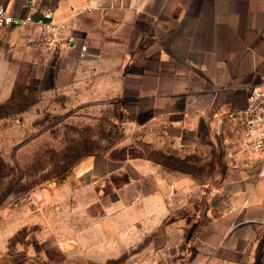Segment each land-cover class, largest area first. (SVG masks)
Returning a JSON list of instances; mask_svg holds the SVG:
<instances>
[{"label": "crops", "instance_id": "1", "mask_svg": "<svg viewBox=\"0 0 264 264\" xmlns=\"http://www.w3.org/2000/svg\"><path fill=\"white\" fill-rule=\"evenodd\" d=\"M0 6L15 15L51 10L67 24L66 42L52 46L37 26H7L0 54L50 52L57 86L95 79L105 102L144 132V155L105 156L106 165H122L100 171V181L127 167L132 180L152 179V201L160 203L175 187H194L197 176L162 165L156 152L200 154L232 128L237 139L225 143L239 167L222 176L219 190L208 186L213 201L199 243L210 257L264 264V154L249 152L230 118L264 78V0H0ZM83 46L96 56L84 55Z\"/></svg>", "mask_w": 264, "mask_h": 264}, {"label": "rangeland", "instance_id": "2", "mask_svg": "<svg viewBox=\"0 0 264 264\" xmlns=\"http://www.w3.org/2000/svg\"><path fill=\"white\" fill-rule=\"evenodd\" d=\"M52 57L0 54V264H261L210 257L199 243L208 186L219 190L239 167L225 143L237 139L232 128L184 160L158 153L197 178L153 202L152 179L132 180L127 167L100 181V171L122 165L105 156L123 157L131 144V152L148 150L144 132L105 102L95 79L57 86Z\"/></svg>", "mask_w": 264, "mask_h": 264}, {"label": "built area", "instance_id": "3", "mask_svg": "<svg viewBox=\"0 0 264 264\" xmlns=\"http://www.w3.org/2000/svg\"><path fill=\"white\" fill-rule=\"evenodd\" d=\"M37 26L46 34L49 45L66 42L62 31L67 28L64 21H56L51 10H43L36 15H15L5 6H0V33L7 26L22 28ZM1 40V38H0ZM84 51L88 49L83 46ZM230 118L239 127V135L251 154H264V78L250 87L246 105L230 112Z\"/></svg>", "mask_w": 264, "mask_h": 264}, {"label": "trees", "instance_id": "4", "mask_svg": "<svg viewBox=\"0 0 264 264\" xmlns=\"http://www.w3.org/2000/svg\"><path fill=\"white\" fill-rule=\"evenodd\" d=\"M130 149H134V146H129V148H128V150L129 151H127V153L123 156V157H120V158H115V159H124V158H126L128 155H131V156H143L144 155V153H134L133 152V150H132V152H131V150ZM160 154L161 156H165V155H169V156H167V157H170V158H172V159H177V161H181V159L182 160H184V158H181V157H177V156H175V155H172V154H168V153H166V152H161V151H158V152H156V154H155V156L154 157H157V154ZM110 158H113V157H110ZM160 160V163L162 164V165H164V166H168L170 169H174V170H181V171H184V169L182 168V167H177V166H172V164H169L168 162H165V160H163V159H159ZM185 172H191V171H185Z\"/></svg>", "mask_w": 264, "mask_h": 264}]
</instances>
